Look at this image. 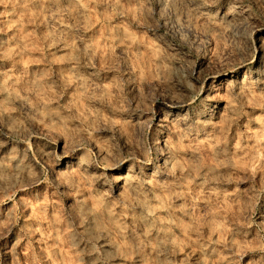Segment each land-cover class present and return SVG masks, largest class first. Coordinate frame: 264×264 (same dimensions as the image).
<instances>
[{"label":"rangeland","instance_id":"374dc122","mask_svg":"<svg viewBox=\"0 0 264 264\" xmlns=\"http://www.w3.org/2000/svg\"><path fill=\"white\" fill-rule=\"evenodd\" d=\"M0 264H264V0H0Z\"/></svg>","mask_w":264,"mask_h":264}]
</instances>
